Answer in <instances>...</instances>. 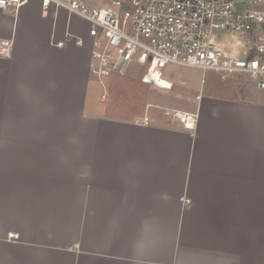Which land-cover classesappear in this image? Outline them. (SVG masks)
<instances>
[{"label":"crops","instance_id":"1","mask_svg":"<svg viewBox=\"0 0 264 264\" xmlns=\"http://www.w3.org/2000/svg\"><path fill=\"white\" fill-rule=\"evenodd\" d=\"M29 1L0 13V264H264V101L239 96L245 77L202 80L190 129L104 109L88 24Z\"/></svg>","mask_w":264,"mask_h":264},{"label":"built area","instance_id":"2","mask_svg":"<svg viewBox=\"0 0 264 264\" xmlns=\"http://www.w3.org/2000/svg\"><path fill=\"white\" fill-rule=\"evenodd\" d=\"M27 0H0L1 13L18 11ZM47 16L62 10L89 25L90 74L124 76L131 64L140 81L172 88L163 70L170 64L212 72L224 82L251 77L264 89V0H40ZM228 35L229 37L225 36ZM83 46L82 37H74ZM12 45L0 39V57ZM171 119L192 128L195 115L174 111ZM146 124V119H145Z\"/></svg>","mask_w":264,"mask_h":264},{"label":"rangeland","instance_id":"3","mask_svg":"<svg viewBox=\"0 0 264 264\" xmlns=\"http://www.w3.org/2000/svg\"><path fill=\"white\" fill-rule=\"evenodd\" d=\"M36 0H30L27 9L31 8ZM7 17H13L12 13L4 14ZM89 28V25H88ZM87 28V29H88ZM229 37L228 35H225ZM143 68L137 64H131L127 67L124 76H111L109 78L97 79L91 76V86L96 88V101L100 95L106 98L105 103H98L113 110L121 108H131V112L138 108L144 110L145 105L149 104L147 117H155L163 121L164 116H169L174 111H190L196 104L195 96L203 93L202 80L209 82L214 76L212 72L203 73L202 70L177 66L170 64L163 70L162 78L170 82L172 88L169 90L160 89L154 85H144L140 82ZM231 79V78H230ZM227 79L224 82H228ZM214 81V80H213ZM242 87L239 91L242 99H259L260 103L264 101V90L257 88V82L251 77H245ZM232 96L234 94L232 93ZM102 108V107H101ZM177 122L171 119L170 125Z\"/></svg>","mask_w":264,"mask_h":264},{"label":"trees","instance_id":"4","mask_svg":"<svg viewBox=\"0 0 264 264\" xmlns=\"http://www.w3.org/2000/svg\"><path fill=\"white\" fill-rule=\"evenodd\" d=\"M235 80L238 81V79H235ZM213 82H215V80ZM210 90L212 91V94H213L212 96H214L216 98H224L227 96L228 93H234L235 94V90H237V89L231 88V87L226 86V85L218 84V85H214L213 88H210Z\"/></svg>","mask_w":264,"mask_h":264},{"label":"water","instance_id":"5","mask_svg":"<svg viewBox=\"0 0 264 264\" xmlns=\"http://www.w3.org/2000/svg\"><path fill=\"white\" fill-rule=\"evenodd\" d=\"M163 120H164L165 123H169L170 122V117L169 116H165Z\"/></svg>","mask_w":264,"mask_h":264}]
</instances>
